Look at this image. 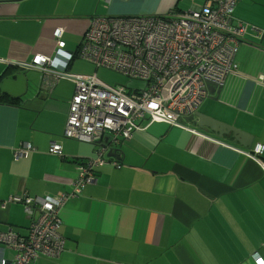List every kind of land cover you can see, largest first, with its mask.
<instances>
[{"label":"crops","instance_id":"0c3cea01","mask_svg":"<svg viewBox=\"0 0 264 264\" xmlns=\"http://www.w3.org/2000/svg\"><path fill=\"white\" fill-rule=\"evenodd\" d=\"M216 1L0 0V85L24 69L41 76L26 74L22 98H0L1 232L30 233L23 204L10 197L70 192L80 165L95 156L93 145L64 137L76 83L32 68L37 55L60 65L56 30H64L61 41L72 54L92 18L165 17ZM234 16L253 28L237 53L238 70L197 113L249 134L251 148L233 134L202 135L194 121L186 129L144 120L112 157L121 168H97V184L64 206L66 251L33 264H256L254 254L264 261V153L249 156L264 146V0H240ZM78 60L67 64L69 75L83 74L72 72ZM52 143L62 146V157L49 154ZM24 144L34 151L16 159ZM14 256L0 245V261Z\"/></svg>","mask_w":264,"mask_h":264},{"label":"built area","instance_id":"2783aa9c","mask_svg":"<svg viewBox=\"0 0 264 264\" xmlns=\"http://www.w3.org/2000/svg\"><path fill=\"white\" fill-rule=\"evenodd\" d=\"M239 1L217 0L197 10L165 17L92 18L72 54L65 52V42L61 41L64 30H56L55 57L60 65L51 56L37 55L32 59V68L52 71L55 78L66 77L76 83L64 137L93 145L95 156L80 165L70 192L56 198L26 194L10 197V202L23 204L31 219L30 233L20 237L12 230L0 231V245L15 252L12 260L2 259L0 264H33L42 257L53 258L65 252L60 233L64 206L79 197L87 185L97 184V168L108 163L121 168L120 161L108 154L142 129L144 120L188 129L187 118L210 98V84L223 86L238 70L237 53L245 35L253 30L234 16ZM76 58L146 86L131 89L127 84L110 85L96 74L69 75L65 71L67 64ZM31 151L33 146L24 144L15 151V158H23ZM48 152L63 156L62 146L57 143H52ZM263 153L264 146L257 145L249 156L259 160ZM252 257L256 264H264L257 254Z\"/></svg>","mask_w":264,"mask_h":264},{"label":"water","instance_id":"95a60500","mask_svg":"<svg viewBox=\"0 0 264 264\" xmlns=\"http://www.w3.org/2000/svg\"><path fill=\"white\" fill-rule=\"evenodd\" d=\"M71 53V52H70ZM5 76V72L2 73L0 79H3ZM30 83L26 74H17L14 77H10L4 79L0 85V98L4 96H10L14 99L22 98V96L26 95L29 91ZM35 87V86H34ZM222 86L216 84H210L209 92L210 98L215 100V96H218ZM187 121H194V125L200 130L201 134L207 135L210 133H214L217 137L223 138L225 135L233 134L235 140L242 145L243 147L251 148V139L249 138V134L242 132L241 130L227 126L222 122H219L213 118L207 117L205 115H201L196 113L194 116L187 119ZM116 155V151L110 152L108 156L110 158Z\"/></svg>","mask_w":264,"mask_h":264},{"label":"rangeland","instance_id":"374dc122","mask_svg":"<svg viewBox=\"0 0 264 264\" xmlns=\"http://www.w3.org/2000/svg\"><path fill=\"white\" fill-rule=\"evenodd\" d=\"M79 61V60H78ZM90 64H87L83 61H79L72 72L73 74L74 73H83L82 75H94L96 74L97 77L110 84V85H128L129 88L131 89H143L146 84L143 83V82H140V81H135V80H130L129 78L127 77H124L118 73H115L113 71H109V70H106V69H97L95 66H92ZM23 72H26V74L30 75V77H35L37 79H41V76L33 71H29V70H26L24 69ZM37 80H35L36 82ZM223 87V86H222ZM190 118V117H189ZM188 119V118H187ZM204 135V134H202ZM207 136V135H206Z\"/></svg>","mask_w":264,"mask_h":264},{"label":"trees","instance_id":"16d2710c","mask_svg":"<svg viewBox=\"0 0 264 264\" xmlns=\"http://www.w3.org/2000/svg\"><path fill=\"white\" fill-rule=\"evenodd\" d=\"M1 93V92H0Z\"/></svg>","mask_w":264,"mask_h":264}]
</instances>
